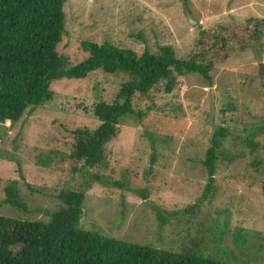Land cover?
Wrapping results in <instances>:
<instances>
[{
    "label": "rangeland",
    "instance_id": "obj_1",
    "mask_svg": "<svg viewBox=\"0 0 264 264\" xmlns=\"http://www.w3.org/2000/svg\"><path fill=\"white\" fill-rule=\"evenodd\" d=\"M187 2L197 26L189 24L179 0H65L57 49L67 66L87 57L83 40H108L139 53L144 48L158 53L169 45L183 58L197 49L200 30L264 17V0ZM262 32L258 44L210 67L211 85L202 75L188 73L177 76L170 93L158 84L147 99L135 97L133 106L145 114L125 117L105 144L106 167L89 170L101 181L83 177V162L70 155L73 130L97 127L95 103L110 101L127 78L96 70L81 79L54 80L50 101L14 124L0 125V216L48 221L49 213L63 205L59 193L78 189L85 196L79 229L163 249L181 248L192 239L203 255L264 264V131L259 129L264 123V76L259 75L260 63L264 72V27ZM209 88L215 99L213 130L216 125L227 129L214 184L203 195L208 179L202 160L213 131ZM247 138L257 143L255 149ZM13 179L20 208L4 203V188ZM145 188L143 198L136 190ZM240 235L247 241L241 243Z\"/></svg>",
    "mask_w": 264,
    "mask_h": 264
},
{
    "label": "trees",
    "instance_id": "obj_2",
    "mask_svg": "<svg viewBox=\"0 0 264 264\" xmlns=\"http://www.w3.org/2000/svg\"><path fill=\"white\" fill-rule=\"evenodd\" d=\"M179 1L188 4L187 0ZM64 3L65 0H0V125L7 121L14 124L25 112L30 113L50 101L54 80L81 79L96 70L124 75L127 79L110 101L100 99L95 103L93 114L99 121L97 127L73 130L75 141L70 155L83 162L82 176L96 181H101V176L89 170L106 167L105 144L116 136L118 125L127 116L140 119L145 114L133 106L135 97L147 99L158 84H163L164 92L170 93L177 76L188 73L202 75L211 85L210 67L238 55L251 44H258L264 27V17H250L244 24L219 22L208 30H200L197 49L183 58H177L169 45L162 46L158 53L148 48L139 53L108 40L101 43L83 40L80 46L88 53L87 57L67 66L57 49L65 28ZM226 129L215 126L205 151L202 164L207 170L208 183L203 195L214 184L218 148ZM259 129L264 131V123ZM257 131L250 132V136ZM247 144L253 149L257 146L250 138ZM154 159L153 153L150 161ZM16 169L24 180L19 166ZM16 183L14 179L7 182L4 203L20 208L23 204ZM87 183V180L82 182ZM113 184L123 186L120 181ZM136 192L143 198L148 193L146 188ZM58 196L63 205L49 213L48 221L0 216V264H245L226 254L215 258L203 255L195 249L197 243L192 239L181 248L163 249L109 237L96 230L79 229L84 192L65 189ZM157 219L160 223L166 221L160 213ZM243 237L238 238L241 243L247 241Z\"/></svg>",
    "mask_w": 264,
    "mask_h": 264
},
{
    "label": "water",
    "instance_id": "obj_3",
    "mask_svg": "<svg viewBox=\"0 0 264 264\" xmlns=\"http://www.w3.org/2000/svg\"><path fill=\"white\" fill-rule=\"evenodd\" d=\"M182 6H183V11L185 14V17L187 19V21L189 22V24L191 26H197L199 24V22L194 18V16L191 14L188 6L186 5V3L184 1H182ZM263 64L260 63L259 64V75L260 78L263 79L264 76V72H263ZM209 94H210V101H209V121L210 124L212 126V130H213V125H214V113H215V104H214V96H213V90L212 88H209Z\"/></svg>",
    "mask_w": 264,
    "mask_h": 264
}]
</instances>
